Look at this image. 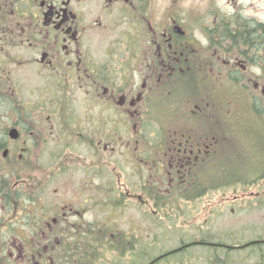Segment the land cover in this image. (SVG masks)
<instances>
[{"label":"flooded vegetation","instance_id":"1","mask_svg":"<svg viewBox=\"0 0 264 264\" xmlns=\"http://www.w3.org/2000/svg\"><path fill=\"white\" fill-rule=\"evenodd\" d=\"M263 208L264 0H0V264H264L139 232Z\"/></svg>","mask_w":264,"mask_h":264},{"label":"rangeland","instance_id":"2","mask_svg":"<svg viewBox=\"0 0 264 264\" xmlns=\"http://www.w3.org/2000/svg\"><path fill=\"white\" fill-rule=\"evenodd\" d=\"M28 98H32L34 96H30L29 91L27 92ZM147 129H141L142 135H147L145 133ZM144 131V132H143ZM120 159L118 157L112 159L111 161L113 163L119 161ZM78 168H82L81 165H79ZM108 173H111V169L108 168ZM78 174L81 173V171L77 172ZM63 180L67 183L71 181V178L69 175H66ZM204 201H200V204H202ZM247 202L244 204L246 206ZM129 204L125 205L127 207ZM109 211L111 210L110 206H108ZM131 208L125 209L124 213H131ZM169 214L170 218L168 220H164L160 218V215H156V217H150L144 216L141 212L139 214V232H146L147 228H151L154 232H156V235H159L161 241L164 240V237L172 236V235H199L194 234L197 232H205L202 233L203 235L206 234L207 229L211 231L210 235H264V208L262 210H251L248 214L245 215L246 221L245 222H228L225 220L224 222H209L205 223L204 219L201 217V219L191 220L188 222H184L185 218L183 219L182 216L179 214L175 215V211ZM110 217V215H109ZM126 217L121 218L117 222L122 223L123 227H126ZM188 219V218H186ZM144 235V234H140ZM172 241H175V239H172ZM130 258L128 257L129 260ZM255 257L252 258V263L255 261ZM108 262L112 263V261L108 258ZM189 264H205L202 262L197 261L196 259L193 260V262Z\"/></svg>","mask_w":264,"mask_h":264},{"label":"trees","instance_id":"3","mask_svg":"<svg viewBox=\"0 0 264 264\" xmlns=\"http://www.w3.org/2000/svg\"><path fill=\"white\" fill-rule=\"evenodd\" d=\"M260 118V117H259Z\"/></svg>","mask_w":264,"mask_h":264}]
</instances>
